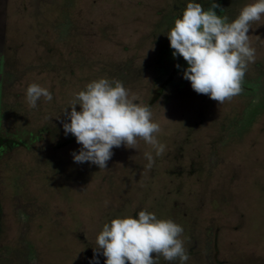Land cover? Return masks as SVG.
I'll return each instance as SVG.
<instances>
[{"label": "rangeland", "instance_id": "374dc122", "mask_svg": "<svg viewBox=\"0 0 264 264\" xmlns=\"http://www.w3.org/2000/svg\"><path fill=\"white\" fill-rule=\"evenodd\" d=\"M188 2L0 0V264H97L103 226L140 210L183 227L186 264H264V16L249 29L242 93L218 104L183 78L166 35ZM215 2L231 22L253 0ZM99 78L150 107L161 156L138 139L113 148L106 169L74 162L63 110ZM31 83L53 100L30 108Z\"/></svg>", "mask_w": 264, "mask_h": 264}, {"label": "clouds", "instance_id": "9594fccd", "mask_svg": "<svg viewBox=\"0 0 264 264\" xmlns=\"http://www.w3.org/2000/svg\"><path fill=\"white\" fill-rule=\"evenodd\" d=\"M217 8L223 11L215 0L207 10L191 0L166 35L173 57L181 56L187 62L183 78L190 81L192 89L223 104L242 93L248 65L255 63V48L248 33L252 24L264 16V0L245 5L231 22L227 16L218 15L214 10ZM42 97L48 102L53 100L48 88L37 83L27 87L30 108H36ZM68 107L63 113L70 122L61 123L65 135L71 133L81 145L79 152L72 153L76 163L90 162L106 169L113 148L123 145L137 149L138 139L151 145L156 157L165 152L166 146L156 136L160 125L153 121L150 107L137 102V97L130 95L118 80L91 81L74 94ZM144 156L148 161L146 168L151 169L155 162L153 153L145 152ZM183 232V227L171 219H157L145 210L135 217H116L97 235L93 259L98 264L102 250L105 264H160L161 258L186 264L189 257L181 238Z\"/></svg>", "mask_w": 264, "mask_h": 264}, {"label": "trees", "instance_id": "16d2710c", "mask_svg": "<svg viewBox=\"0 0 264 264\" xmlns=\"http://www.w3.org/2000/svg\"><path fill=\"white\" fill-rule=\"evenodd\" d=\"M170 49H171V48H170ZM167 51H168V50H167ZM169 51H170V50H169ZM181 67H182L181 65H180L179 68H177V67L175 66V67H174V71H173V73L171 74V77L174 75L175 72L179 71V70L181 69ZM161 89H162V88L160 87V88H158V89L156 90V95H155V97H153L154 100L156 99L157 95L162 91ZM153 99H152V100H153ZM2 139H3V138L0 137V146L3 145V144H2L3 142H1ZM7 141H8V140H7ZM8 142H9V141H8ZM9 143H10V142H9Z\"/></svg>", "mask_w": 264, "mask_h": 264}, {"label": "flooded vegetation", "instance_id": "af4514ba", "mask_svg": "<svg viewBox=\"0 0 264 264\" xmlns=\"http://www.w3.org/2000/svg\"><path fill=\"white\" fill-rule=\"evenodd\" d=\"M1 142H3L2 144L4 145V140L2 139L1 140ZM3 147L2 146H0V150L2 149Z\"/></svg>", "mask_w": 264, "mask_h": 264}]
</instances>
